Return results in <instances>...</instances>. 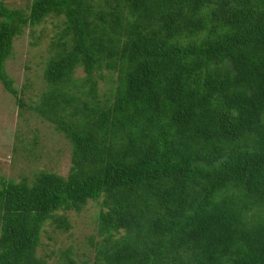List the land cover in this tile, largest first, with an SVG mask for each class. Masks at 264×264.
Masks as SVG:
<instances>
[{
    "label": "trees",
    "instance_id": "16d2710c",
    "mask_svg": "<svg viewBox=\"0 0 264 264\" xmlns=\"http://www.w3.org/2000/svg\"><path fill=\"white\" fill-rule=\"evenodd\" d=\"M48 22L17 88L14 40ZM0 83L71 154L65 178L0 177V264H49L45 226L88 202L95 236L55 264H264V0H0Z\"/></svg>",
    "mask_w": 264,
    "mask_h": 264
},
{
    "label": "rangeland",
    "instance_id": "374dc122",
    "mask_svg": "<svg viewBox=\"0 0 264 264\" xmlns=\"http://www.w3.org/2000/svg\"><path fill=\"white\" fill-rule=\"evenodd\" d=\"M5 2L10 8L26 9L31 0H5ZM45 25L44 33H47V36L39 47L33 48L29 45L31 42L29 28L24 29V34L14 40L12 57L6 62L5 70L14 80V85L17 88L25 82V78L29 77L35 80L33 76L41 74L36 63L40 56L44 57L46 43L52 37L50 22ZM42 29V26L36 27L35 33L40 35ZM36 53L38 55L34 57ZM25 65L30 70H27ZM82 75V70H77L75 73L76 77H82ZM109 89L110 85H104L100 82L102 94ZM18 115L12 96L3 90L0 83V177L15 183H19L25 178H31L33 174L41 171L67 177L71 167V154L67 142L61 135L56 134L52 124L44 122L38 115L31 113L30 117L29 114L25 113L23 116L27 115L29 118L26 120ZM33 132L39 135V145L36 147L33 157H25L24 159V153L17 152V149L29 146L27 141L31 140ZM98 210L97 203L88 202L80 214L68 213L67 220L71 226L66 233L59 232L51 225H46L45 231L41 235L42 247L38 254L51 256L48 260L49 264H55L54 261L58 257L59 250H66L71 247H73L74 254L78 253L84 256V250L80 248L88 236H95V221Z\"/></svg>",
    "mask_w": 264,
    "mask_h": 264
}]
</instances>
